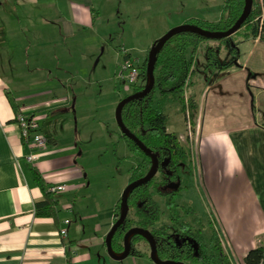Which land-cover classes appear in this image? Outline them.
<instances>
[{"label":"crops","instance_id":"1","mask_svg":"<svg viewBox=\"0 0 264 264\" xmlns=\"http://www.w3.org/2000/svg\"><path fill=\"white\" fill-rule=\"evenodd\" d=\"M120 7L119 0H0V264H156L143 241L139 255L110 256L106 236L121 195L87 184L77 161L84 144L82 123L100 114L102 72L117 71L123 59L121 52L115 62L110 43L112 29L122 22L109 10ZM237 35L235 65L205 68L197 80L199 72L194 74L186 95L197 98L199 115L195 130L188 122L187 135L194 152L203 145L222 153L225 174L243 175L251 187L261 222L249 234L240 230L227 246L235 264H245L250 249L264 246V42L245 32ZM230 44L210 40L200 47L221 48L227 62L233 59ZM124 45L121 50L134 55ZM20 109L40 122L49 141L45 151L24 142L15 120ZM31 153H39L36 163L26 160ZM35 170L48 190L67 187L54 193L56 217L37 214L45 191ZM64 227L66 236L60 234Z\"/></svg>","mask_w":264,"mask_h":264},{"label":"trees","instance_id":"2","mask_svg":"<svg viewBox=\"0 0 264 264\" xmlns=\"http://www.w3.org/2000/svg\"><path fill=\"white\" fill-rule=\"evenodd\" d=\"M245 8V0H225L220 18L208 20L192 17L186 23H191L209 31H226L235 25ZM245 32L250 38H258L264 42V0H254L253 8L243 23L242 27L231 37L222 39H210L193 31H184L169 39L157 53L155 64V85L153 90L146 96L133 99L126 103L122 109V117L126 127L134 133L153 152H164L171 158V167L181 168L184 164L190 169H195L193 151L184 145L180 136L168 130L169 114L171 107H179L182 113H187L190 125L195 130L199 115V103L195 96H187V88L193 81V76L198 72V50L202 43L217 40L220 42H231L230 51L233 55L231 61H221L219 55L221 48L206 47L208 64L206 68L216 67L225 69L236 64L238 47L233 40L234 35ZM152 47V46H151ZM150 47V49H151ZM122 52V50H121ZM123 58L124 54L122 52ZM132 55V54H131ZM148 57L140 63L141 81L131 86V93L126 96L142 91L148 82ZM125 96V97H126ZM123 99V98H122ZM119 136L124 139L129 151L141 161L137 167L130 170L129 182L131 183L145 176L150 169V155L144 152L128 136L120 130ZM35 176L40 186L45 191V200L38 202L36 211L41 216L56 217L59 201L54 192L48 190L39 170H35ZM158 176L148 183H144L131 190L128 196L129 213L124 223L119 227L113 238V248L117 252L124 251V235L133 227H141L156 231L158 237L157 254L162 260H176L185 264H235L232 254L222 242L220 228L217 220L213 219L211 236L207 241L204 230L205 224L194 218L193 222H199V228L192 230L186 247H180L171 237H164L161 226L160 206L154 198L151 189L160 192L158 188L162 185L157 181ZM188 180V179H187ZM185 181L187 184L188 181ZM122 196V194H121ZM121 196L118 199L114 223L121 213ZM177 205H174L176 208ZM186 214L194 215L193 206L184 207ZM188 219L174 213L172 224L174 227L191 228ZM160 235V236H159ZM147 239L135 234L131 237L132 254L139 255L136 246ZM193 240V241H191ZM148 241V240H147ZM245 264H264V246L250 249L244 257Z\"/></svg>","mask_w":264,"mask_h":264},{"label":"rangeland","instance_id":"3","mask_svg":"<svg viewBox=\"0 0 264 264\" xmlns=\"http://www.w3.org/2000/svg\"><path fill=\"white\" fill-rule=\"evenodd\" d=\"M119 3L121 7L116 11L109 10L110 16L114 15V18L117 16L122 22L117 23L112 29V32H115L110 41L113 43V58L115 62L117 58H121V47L125 44L131 47L128 49L142 62L147 58L150 47L156 40L180 26H171L172 23L190 20L192 17L217 21L225 0H119ZM238 36L235 35L234 38ZM197 57L199 73L196 74L195 80L205 73L208 64L206 47L199 48ZM219 58L225 61L226 54L221 52ZM111 69L102 72L106 80L98 97L100 109L98 118L94 120L88 116L82 123L84 144L79 149L77 161L88 175L87 184L92 181V187L98 186V189L107 193L108 190L114 191L111 196L119 197L129 184L130 170L137 161L124 139L119 136L120 128L116 119L119 101L113 99L118 94L123 98L132 90L127 83L117 79L119 69L113 72ZM109 109L113 112L111 116L105 114ZM168 114L169 131L177 134L182 131L181 141L193 151L194 175L189 178L188 188L182 193V202L193 204L204 222L207 223L208 214L216 219L218 222L216 225L221 230L222 242L228 246V240L232 242V237L237 236L240 230L243 235L249 234L248 229L255 228L261 222L263 215L251 187L243 175L231 177L225 174L222 153L217 151L212 153L203 145L197 147L194 152L191 135H187L190 122L187 113H182L179 107H171ZM176 121L178 123L175 124ZM108 196L107 194L109 202ZM235 227L239 229L235 231ZM236 256L241 260L239 254L236 253Z\"/></svg>","mask_w":264,"mask_h":264},{"label":"water","instance_id":"4","mask_svg":"<svg viewBox=\"0 0 264 264\" xmlns=\"http://www.w3.org/2000/svg\"><path fill=\"white\" fill-rule=\"evenodd\" d=\"M253 2L254 0H245V8L243 13L241 14L240 18L237 20L234 26H232L230 29L226 31H209L205 30L202 27L191 24V23H185L180 26H177L167 33H165L161 38L156 40L149 52L148 57V63H147V69H148V82L147 86L140 92L130 94L119 102L117 109H116V119L117 123L119 125L120 130L123 134L128 136L130 139H132L144 152L150 154L153 156L154 159V165L151 171L144 176L143 178H140L136 181H133L127 185V187L124 189L122 196H121V213L118 220L113 224L111 230L106 236V245L108 249V253L111 257L117 260H123L129 255H131V237L135 234H140L144 236L148 242L150 243L151 247V253L150 257L156 264H185L183 262H177V261H171V260H162L158 257L157 254V246L156 241L152 235V233L144 228L141 227H133L130 230L126 232L124 235L123 241H124V251L121 252L120 255H117L114 248H113V238L116 232L118 231L119 227L124 223L125 219L128 216L129 213V204H128V196L135 187L142 185L146 182H148L156 173L158 168V159L155 154H153L152 150L148 148L142 141L134 134L132 133L125 125L122 117V109L126 103L133 99L141 98L146 95H148L154 88L155 85V64L157 60V53L165 45V43L171 39L174 35L184 32V31H193L196 32L204 37L210 38V39H222L233 36L243 25V23L246 21V19L249 17L252 8H253ZM138 246V244H137ZM136 246V248H138Z\"/></svg>","mask_w":264,"mask_h":264},{"label":"flooded vegetation","instance_id":"5","mask_svg":"<svg viewBox=\"0 0 264 264\" xmlns=\"http://www.w3.org/2000/svg\"><path fill=\"white\" fill-rule=\"evenodd\" d=\"M153 154H155L157 159H158V168H157L155 175L148 182H150L152 179H154L156 176H158L157 181L162 184L160 186V188H158L160 190L159 193L156 192L155 189H151V192H153V194L155 193L153 196L160 206V215H161V222L160 223L162 226V230L160 233H163L164 235H162V236H164L166 238L167 237L173 238V240H171L169 242L173 243L176 240L175 242L178 244V246H180L182 248L186 247L188 245V243H191L188 240H189V237L192 235V230H195V228H199V222L194 223L193 219L197 218V219L201 220L202 222H204L202 215L198 212V210L196 209V207L193 204H184V202H182V200H183L182 193L184 190H186L188 188V182L186 184L185 181L187 179H188L187 181H189V178L194 175V170L190 169L189 166L188 167L184 166V164H181V168L171 167V158H170V156L166 155V151H164V152L163 151L162 152H153ZM132 156L134 158H136V161H137L136 165L132 167V169H133V168L137 167V165L141 161V159L134 156L133 154H132ZM150 157H151L150 158L151 166H150V169L148 170L147 174L151 171V169L153 168V165H154L153 156L150 155ZM148 182H146V183H148ZM174 205H177V207L174 208ZM190 205L194 207V210L196 212L194 215H191L189 213L186 214V212L184 210V207H187ZM174 213H176L179 216H182L183 219H188L189 222H192L191 228H188L189 230H187L185 228L179 229L178 227H174L173 225H171L172 224V216L174 215ZM204 224H205L204 233H205L206 239L208 241L209 237L211 236V228L214 225L213 218L211 217L210 214H208L207 223L204 222ZM148 230L152 233V235L156 241V246H158V241H157L158 237L156 236L157 235L156 231L151 230V229H148ZM206 231H208V232H206ZM191 241H193V240H191ZM143 242H145L148 250L151 251L150 243L147 240L143 241ZM171 261H176V260H171ZM177 262H180V261H177Z\"/></svg>","mask_w":264,"mask_h":264},{"label":"built area","instance_id":"6","mask_svg":"<svg viewBox=\"0 0 264 264\" xmlns=\"http://www.w3.org/2000/svg\"><path fill=\"white\" fill-rule=\"evenodd\" d=\"M122 52L124 54V58L119 65L117 79L122 83H127L131 87L141 81V60L139 57L131 55L125 49H123ZM15 120L21 128V135L26 144L39 151V153L48 148V137L42 131L41 124L34 115L24 109H20L16 113ZM39 153H31L27 155L26 160L31 163H36L39 158ZM66 189L67 187L65 185H54L50 187V191L54 193L62 192ZM69 223L70 220H65L66 225ZM60 234L62 236H66L68 234L67 227L62 228L60 230ZM225 246L227 247V245Z\"/></svg>","mask_w":264,"mask_h":264}]
</instances>
